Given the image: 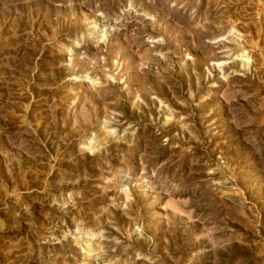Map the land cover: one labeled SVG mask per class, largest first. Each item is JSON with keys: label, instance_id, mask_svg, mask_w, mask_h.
Wrapping results in <instances>:
<instances>
[{"label": "rangeland", "instance_id": "1", "mask_svg": "<svg viewBox=\"0 0 264 264\" xmlns=\"http://www.w3.org/2000/svg\"><path fill=\"white\" fill-rule=\"evenodd\" d=\"M0 264H264V0H0Z\"/></svg>", "mask_w": 264, "mask_h": 264}]
</instances>
